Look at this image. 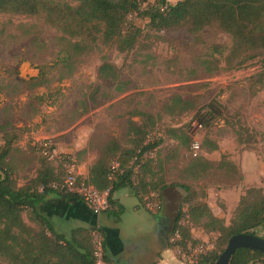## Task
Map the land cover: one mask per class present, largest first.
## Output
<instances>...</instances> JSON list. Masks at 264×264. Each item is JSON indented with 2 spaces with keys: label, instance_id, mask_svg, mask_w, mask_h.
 I'll return each instance as SVG.
<instances>
[{
  "label": "rangeland",
  "instance_id": "374dc122",
  "mask_svg": "<svg viewBox=\"0 0 264 264\" xmlns=\"http://www.w3.org/2000/svg\"><path fill=\"white\" fill-rule=\"evenodd\" d=\"M177 1L166 0L168 4ZM0 24L5 27V33L0 35V127L8 135H15L13 176L18 186L28 184L35 176L38 161L42 159L37 147L43 142H49L60 158H72L77 171L87 172L108 141L114 139L130 148L128 119L138 122V117L131 116L140 111L156 119L144 142H159V145L143 158L150 162L147 179L154 182L157 177L162 178L163 184L169 182L172 203L165 211L171 221L178 210V200L185 196L177 185L195 184L204 190L207 199V192H218L236 183L237 170L232 167L236 171L232 173L228 165L231 156L239 157L247 152L260 161L261 188L264 187V89L258 83L264 69L258 57L240 70L207 73L198 60L205 51L190 36L183 32L156 34L146 29L129 53L121 54L99 44L90 55L64 65L57 62L53 30L21 16L0 15ZM20 24L39 27L36 41L23 38L17 28ZM200 38L206 44L227 47L230 44L226 35L210 29L202 31ZM104 62L117 69L118 82L99 78L98 68ZM40 67H44L47 83L30 88L27 81L37 76ZM174 96L192 99L193 109L165 113L163 105ZM211 100L227 109L230 125L217 120L205 128L198 122L197 113ZM234 126L241 134L240 145ZM184 131L191 138L187 146L179 145L173 138ZM193 144L199 145L196 155ZM217 144L218 149L212 152L210 149ZM200 157L207 158L212 166L197 177L187 169L192 160ZM49 163L62 178L58 160ZM145 190L148 191L144 194L145 205L156 204L160 199L158 191ZM128 191L129 188H122L116 193ZM216 204L219 207L217 200ZM150 207L152 211L156 209ZM232 216L233 212L228 224ZM191 233L193 246L189 245L186 251L173 250L184 264H194L199 255L212 250L215 244L213 233H205L198 227ZM169 242H174L172 235Z\"/></svg>",
  "mask_w": 264,
  "mask_h": 264
},
{
  "label": "trees",
  "instance_id": "16d2710c",
  "mask_svg": "<svg viewBox=\"0 0 264 264\" xmlns=\"http://www.w3.org/2000/svg\"><path fill=\"white\" fill-rule=\"evenodd\" d=\"M0 15L34 19L53 30L56 34L57 62L64 65L90 55L99 44L121 54L129 53L147 29L156 34L183 32L190 36L205 51L198 60L207 73L240 70L257 57L264 69V0H179L174 4H168L166 0H155L154 3L148 0H0ZM17 28L23 38L36 41L37 25L20 24ZM206 29L226 35L229 46L204 43L200 34ZM4 33L5 27L0 24V35ZM98 76L100 79L119 81L117 69L107 62L98 68ZM258 77V83L264 89V72ZM46 83L44 67H40L37 76L27 81L30 88L41 87ZM192 109V99L183 100L179 96L171 97L163 105V111L169 115L174 110L182 113ZM228 115L225 107L211 100L196 116L198 122L208 128L217 120L230 125ZM131 117L139 119L138 122L128 119L132 146L123 147L114 139L108 141L88 169L87 177H79V181L93 186L98 192L109 190V207L114 204L111 199L114 191L130 188L145 205L144 194L148 192L145 189L156 193L160 184L163 185L162 178L156 177L154 182L147 180L150 162L143 158L159 145V142H144L156 125V119L140 111ZM234 133L237 143L242 144L238 128H235ZM0 134V264H95L94 232L101 236L105 249L100 229L77 227L66 235L57 233L52 223L36 209L49 193L78 198L50 188L51 184L61 182L62 178L56 174L48 159L40 154L39 149L42 159L38 161L35 176L28 184L18 186L13 176L16 165L12 156L16 151L15 135H8L1 127ZM173 138L181 146L191 144L187 131ZM217 148V145H213L210 150ZM115 164L118 167L113 171ZM209 167L211 165L205 158H195L187 172L198 177ZM232 167L231 172L235 173ZM177 186L184 191L185 196L179 203L170 232L172 236L178 233L179 239L170 243V248L186 251L189 245L193 246V228L198 227L205 233L216 235L212 250L199 255L194 264H215L231 237L257 236L254 230L264 225V187L245 190L233 210L229 224L225 225L222 219L211 213L205 202L204 190L191 183ZM123 211L124 208L119 205L110 214L119 217ZM256 262H264V255L237 249L230 264Z\"/></svg>",
  "mask_w": 264,
  "mask_h": 264
},
{
  "label": "crops",
  "instance_id": "0c3cea01",
  "mask_svg": "<svg viewBox=\"0 0 264 264\" xmlns=\"http://www.w3.org/2000/svg\"><path fill=\"white\" fill-rule=\"evenodd\" d=\"M209 163L212 166V162ZM228 165L237 170L236 183L218 192H207L205 199L213 216L224 219L225 225H228L227 220L244 191L251 187H261V162L250 153L231 156ZM78 173L82 178L88 175L87 170L78 169ZM170 189L168 181L159 187L157 191L160 199L154 211L139 201L130 188L126 194L114 191L111 196L114 204L100 215H94L80 199L65 198L57 193L47 194L36 209L52 223L57 233L66 235L77 227L100 229L105 244L104 253L110 264H184L170 248L169 235L174 221L169 219L165 211L166 206L172 203ZM183 198L181 196L178 203ZM119 205L124 208L123 213L119 217L110 214ZM143 210L151 216H147ZM254 232L264 238V225L257 227Z\"/></svg>",
  "mask_w": 264,
  "mask_h": 264
},
{
  "label": "built area",
  "instance_id": "2783aa9c",
  "mask_svg": "<svg viewBox=\"0 0 264 264\" xmlns=\"http://www.w3.org/2000/svg\"><path fill=\"white\" fill-rule=\"evenodd\" d=\"M38 149L40 151V154L46 157L48 161L58 160V163L63 170V177L61 182L53 183L50 185V188L53 191L63 195L76 196L84 204H86V206L94 215H100L101 213L108 210L109 190L98 192L93 186L79 181V173L73 159L62 157L60 158V156L56 154V150L51 146L49 142H43L39 145ZM192 150L194 152V155H196L197 151L199 150V145L193 144ZM117 167L118 164L113 165L112 170L115 171ZM109 178L111 179L112 176H110ZM150 206H154L153 208H157L158 203L151 205L147 204L148 208H152ZM92 237L94 245L95 264H110L105 259L101 236L97 232H94L92 234ZM177 239H179V235L178 233H175L173 235V241H176ZM258 264H264V262H260Z\"/></svg>",
  "mask_w": 264,
  "mask_h": 264
},
{
  "label": "water",
  "instance_id": "95a60500",
  "mask_svg": "<svg viewBox=\"0 0 264 264\" xmlns=\"http://www.w3.org/2000/svg\"><path fill=\"white\" fill-rule=\"evenodd\" d=\"M237 249H247L264 255V239L252 235H236L231 237L215 264H230Z\"/></svg>",
  "mask_w": 264,
  "mask_h": 264
}]
</instances>
